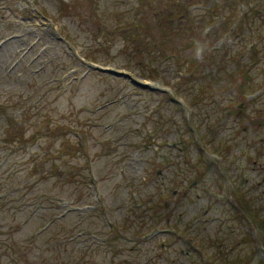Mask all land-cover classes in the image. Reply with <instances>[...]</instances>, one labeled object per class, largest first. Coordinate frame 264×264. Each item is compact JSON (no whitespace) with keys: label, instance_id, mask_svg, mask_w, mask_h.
I'll use <instances>...</instances> for the list:
<instances>
[{"label":"rangeland","instance_id":"1","mask_svg":"<svg viewBox=\"0 0 264 264\" xmlns=\"http://www.w3.org/2000/svg\"><path fill=\"white\" fill-rule=\"evenodd\" d=\"M263 21L264 0H0V264H264L236 199L264 219Z\"/></svg>","mask_w":264,"mask_h":264},{"label":"trees","instance_id":"2","mask_svg":"<svg viewBox=\"0 0 264 264\" xmlns=\"http://www.w3.org/2000/svg\"><path fill=\"white\" fill-rule=\"evenodd\" d=\"M172 17L173 16H169V18H172ZM165 18H166V16H165ZM262 24L264 27V21L262 22ZM176 34L180 35V33H176ZM253 50H255V48H253ZM240 73H241V76L239 79L240 83L238 84V89H239L240 93L242 94V93H244L245 85H247V83H249V81L251 79H250L249 73L247 71L240 70ZM244 198L245 197H244L242 192H241V194L237 195V198H236L237 199V205L241 206V207L240 206L239 207L242 211V216L245 214H248L250 216V219L254 223L253 225L261 231V233L264 237V219L259 218L258 212L255 211V209L251 210V208H250L251 205L246 200H244Z\"/></svg>","mask_w":264,"mask_h":264}]
</instances>
